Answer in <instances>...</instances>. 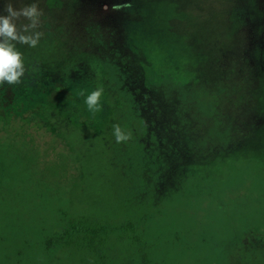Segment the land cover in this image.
<instances>
[{
  "label": "rangeland",
  "instance_id": "obj_1",
  "mask_svg": "<svg viewBox=\"0 0 264 264\" xmlns=\"http://www.w3.org/2000/svg\"><path fill=\"white\" fill-rule=\"evenodd\" d=\"M9 2L19 9L34 0H0V13ZM35 2L44 35L35 48L17 44L21 83L0 85V264H91L74 249L43 246L73 218L127 223L136 206L149 220L139 228L144 244L120 245L127 264H226L235 228L264 242V0ZM105 58L122 71L162 163L128 211L124 179L89 143L107 123ZM98 86L93 115L84 100ZM215 124L228 132L225 147ZM216 175L224 178L212 183L210 205L233 188L236 212L216 211L192 185ZM201 230L203 244L191 248V232Z\"/></svg>",
  "mask_w": 264,
  "mask_h": 264
},
{
  "label": "trees",
  "instance_id": "obj_2",
  "mask_svg": "<svg viewBox=\"0 0 264 264\" xmlns=\"http://www.w3.org/2000/svg\"><path fill=\"white\" fill-rule=\"evenodd\" d=\"M101 69L106 86L105 98L106 96L107 98L104 104H106L107 123L101 134L93 133L92 136H88L90 140L88 141L90 145L93 144V147L99 148L101 155L105 156L111 168H115L124 179L127 192L122 209L128 211V207L132 205V200L137 195L145 192L149 193L145 186L149 185V188L150 186L152 188L153 184L151 182L159 176L158 169L162 166V163L155 150L154 145L157 143V140L154 133L150 131L138 107L134 94L126 85L122 71L117 64L107 58L101 61ZM202 110L208 118L213 116L209 100L203 104ZM52 115L55 116L54 113ZM4 123L6 122L0 119V124L3 125ZM114 124H119L121 129L126 133L130 132L131 139L117 143L113 135ZM218 127L215 124L211 133H215L221 147H225L224 145L228 143V132L223 131V133H218ZM75 128L66 129L65 132L75 130ZM65 145L66 142H62V148ZM242 157L244 156L238 157L237 160L243 161L239 159ZM215 177L214 181L192 183L198 189L203 188V190L208 192L210 199L207 201H209V205L212 197L217 196L212 193L213 186L215 187L212 183H218V178H224L223 175H216ZM150 179L151 182L148 183ZM235 192L236 189L230 188L226 197L219 198V205L213 203L210 206H215L216 211L220 210L224 212L230 208L233 212H236L238 208L236 204L237 198L233 196ZM140 209L138 206L132 209L131 213H129L132 222L127 223L122 221L114 222V220L107 217H105V220L93 217L92 220L81 223L73 218L64 225V230L57 229L53 233L51 239H48L45 246H43V251L48 254L50 252L56 253L58 251L64 252L65 250L74 249V251L82 255L79 258L81 262L88 260L91 264H127L129 259L126 260L125 256L122 254L119 256L118 254L121 250L120 245L125 244L129 245L130 248H135L138 245L144 244V240L142 239L145 237V232L142 231V228L140 231L139 228L140 225H145L146 227L149 216H136L140 212ZM116 211L118 212L114 215L121 214L120 208ZM153 213H151L152 216H154ZM228 221V229L226 228L225 231H233L237 222H232L231 218ZM231 223L235 227H231ZM237 231L238 229L235 228L230 239L231 241L228 244L235 255L229 256L226 264H264V242L261 240L257 241L258 235L252 237L248 233L244 234L245 229L244 232L237 233ZM202 232V230L198 233L191 232L192 234L189 237H194L189 242L191 248L193 245L203 244ZM139 233L143 235L141 236ZM215 235L214 232V239H216ZM250 241H252V244ZM146 243L149 245L148 242ZM235 256H238V259H235Z\"/></svg>",
  "mask_w": 264,
  "mask_h": 264
},
{
  "label": "clouds",
  "instance_id": "obj_3",
  "mask_svg": "<svg viewBox=\"0 0 264 264\" xmlns=\"http://www.w3.org/2000/svg\"><path fill=\"white\" fill-rule=\"evenodd\" d=\"M131 4H115L113 11H121L123 8H130ZM105 10L107 8L105 7ZM43 15L38 3L32 2L22 8L16 9L9 2L0 13V85L7 83L16 85L21 83V78L25 75V65L22 53L18 50L17 44L27 45L35 48L43 32L38 31L40 25V17ZM27 23L17 22L21 20ZM103 86H98L85 96L84 90L80 91L81 96H85L84 103L87 109L93 115L101 111L100 99L103 95ZM113 135L117 143L125 142L131 139V133L121 129L119 124L113 125Z\"/></svg>",
  "mask_w": 264,
  "mask_h": 264
}]
</instances>
